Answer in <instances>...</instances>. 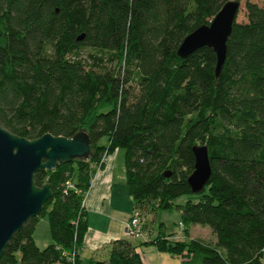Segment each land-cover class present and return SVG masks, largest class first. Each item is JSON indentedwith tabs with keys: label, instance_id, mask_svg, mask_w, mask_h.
I'll list each match as a JSON object with an SVG mask.
<instances>
[{
	"label": "trees",
	"instance_id": "obj_1",
	"mask_svg": "<svg viewBox=\"0 0 264 264\" xmlns=\"http://www.w3.org/2000/svg\"><path fill=\"white\" fill-rule=\"evenodd\" d=\"M226 1L0 0V124L28 139L84 131L94 148L35 172L37 186H51L39 215L48 216L52 242L36 246L39 215L31 217L0 264H64L66 255L81 264L84 197L115 149L144 237L113 240L93 264H144L146 244L181 264H264V0L244 1L245 21L232 22L218 76L211 47L177 54ZM84 47L95 51L91 64L68 57ZM194 145L207 147L211 166L197 193L187 182ZM185 194L195 200L174 203ZM173 208L185 238L172 239L161 223L144 239L146 213ZM193 224L210 227L215 240L190 238Z\"/></svg>",
	"mask_w": 264,
	"mask_h": 264
},
{
	"label": "water",
	"instance_id": "obj_2",
	"mask_svg": "<svg viewBox=\"0 0 264 264\" xmlns=\"http://www.w3.org/2000/svg\"><path fill=\"white\" fill-rule=\"evenodd\" d=\"M239 3L227 0L209 24L197 27L182 40L177 54L185 57L194 50L211 47L216 54L215 75L226 58V39ZM79 36L78 39H81ZM194 169L187 177L193 193L201 191L211 174L208 149L194 145ZM94 152L88 134L81 131L71 138L45 133L28 139L11 133L0 124V257L13 234L31 217H36L51 197L48 183L37 186L34 174L51 170L74 158H88ZM169 176V172L165 173Z\"/></svg>",
	"mask_w": 264,
	"mask_h": 264
},
{
	"label": "crops",
	"instance_id": "obj_3",
	"mask_svg": "<svg viewBox=\"0 0 264 264\" xmlns=\"http://www.w3.org/2000/svg\"><path fill=\"white\" fill-rule=\"evenodd\" d=\"M118 151L115 149L105 156L103 167L92 176L84 197L87 231L79 253L81 264H93L94 261L106 259L110 243L126 237L125 227L134 209V202L126 185L124 153L119 158ZM160 224L157 229L154 224L152 228L148 225L144 239L154 237ZM167 234H171L174 240H182L173 233ZM189 237L193 238L191 235ZM139 250L144 264H181L177 256L161 252L153 244L141 245Z\"/></svg>",
	"mask_w": 264,
	"mask_h": 264
},
{
	"label": "rangeland",
	"instance_id": "obj_4",
	"mask_svg": "<svg viewBox=\"0 0 264 264\" xmlns=\"http://www.w3.org/2000/svg\"><path fill=\"white\" fill-rule=\"evenodd\" d=\"M233 1V0H230ZM239 3V7L236 13L235 21L236 22H243L245 21V15H244V1L245 0H236ZM251 2H254L258 5H260L261 0H249ZM92 56H95V51L89 47L82 48L78 53L75 54H69L68 57L70 59L81 61L82 63H86L87 65L91 64L93 62ZM106 65L110 66L111 64L109 62L105 63ZM119 158H121L123 154V150L119 149ZM119 160V159H118ZM121 160V159H120ZM188 199L195 200L194 195L192 194H185L182 196H179L175 199V204H183ZM145 220L147 224L152 228V225L154 224L156 229L158 228L160 223H163V227L166 231V233H173L176 235L177 239H184V233L182 226L179 225L180 220V212L178 209H157L154 212L146 213ZM189 233L192 237L204 240L206 242H213L215 240V235L213 234L210 227L207 225H198L193 224L188 226ZM34 241L37 247L43 248L49 243L52 242L51 234H50V227H49V220L48 216L46 214L39 215L38 220L35 225V230L33 233ZM262 261H264V252L262 256Z\"/></svg>",
	"mask_w": 264,
	"mask_h": 264
},
{
	"label": "built area",
	"instance_id": "obj_5",
	"mask_svg": "<svg viewBox=\"0 0 264 264\" xmlns=\"http://www.w3.org/2000/svg\"><path fill=\"white\" fill-rule=\"evenodd\" d=\"M98 170V169H97ZM182 226L181 223H179ZM125 234L131 238H143L144 232L142 230V222L139 211L137 209H133L130 219L125 227ZM67 263L64 264H77L72 255H66Z\"/></svg>",
	"mask_w": 264,
	"mask_h": 264
}]
</instances>
